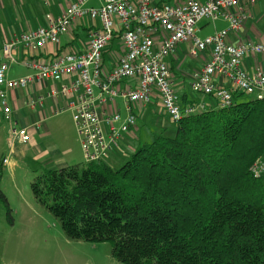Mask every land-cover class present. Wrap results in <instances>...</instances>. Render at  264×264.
I'll use <instances>...</instances> for the list:
<instances>
[{"label": "trees", "instance_id": "1", "mask_svg": "<svg viewBox=\"0 0 264 264\" xmlns=\"http://www.w3.org/2000/svg\"><path fill=\"white\" fill-rule=\"evenodd\" d=\"M174 125L115 169L43 168L34 200L67 238L109 242L124 264H264V177L248 171L264 153V97L238 93ZM0 202L12 223L1 188Z\"/></svg>", "mask_w": 264, "mask_h": 264}, {"label": "built area", "instance_id": "2", "mask_svg": "<svg viewBox=\"0 0 264 264\" xmlns=\"http://www.w3.org/2000/svg\"><path fill=\"white\" fill-rule=\"evenodd\" d=\"M89 1L70 0L64 13L47 16V26L23 31L3 43L0 115L9 125V154L15 144L30 143L31 129L39 125L20 123L19 111L42 110L47 101L61 102L55 113L70 112L85 163L108 164L121 152L123 135L136 127L133 105L149 104L154 90L163 113L174 123L207 108H228L238 93L264 97V69L242 67L245 57L264 56V41L229 42L230 34L249 17L246 7L259 0H97L98 8L85 7ZM93 18L98 26H89L84 50L61 48V38L70 28ZM204 18L221 19L227 27L199 38L196 26ZM115 40L120 47L114 58L107 47ZM180 45H187L189 56H207L188 85L196 95L210 97L214 105L203 100L182 104L168 63ZM49 46L54 48L50 51ZM18 49L22 55L16 57ZM8 62L32 73L10 78ZM35 82L39 92L32 94ZM1 161L8 164L9 158ZM248 171L256 179L264 177V153Z\"/></svg>", "mask_w": 264, "mask_h": 264}, {"label": "rangeland", "instance_id": "3", "mask_svg": "<svg viewBox=\"0 0 264 264\" xmlns=\"http://www.w3.org/2000/svg\"><path fill=\"white\" fill-rule=\"evenodd\" d=\"M47 2L50 3L51 0H47ZM99 6L100 4L97 0H90L85 5V7L95 8ZM44 7V4H41L43 11L46 9ZM43 11L41 12L42 15L44 14ZM84 21L92 28L97 27L96 18ZM78 23H80V20ZM196 27L199 29L196 35L199 38H204L212 35L215 31L226 28L227 22L221 19L213 22L204 18ZM230 35H233V33ZM186 46H178L173 53L177 56L178 63L183 64V67L181 66L180 68L181 70L179 69L176 72V79L179 82L183 81L182 75L184 76V73H186L185 77L188 78L187 74L193 72L194 68L197 69L199 60L202 59V55L198 57L189 56L185 52ZM119 47L120 44L115 40L109 44L107 49L115 58ZM74 50L76 49H66L65 51ZM14 56H16V53H14ZM107 58L108 56H106L108 61ZM1 60L3 59L2 50L0 49ZM9 65L8 76L10 78L17 79L32 73L29 68H25L20 64L9 63ZM37 87L39 85L35 82L34 88L37 89ZM185 91L191 97L197 96L191 91L189 85L185 87ZM204 99L210 105L214 103L210 97L205 96ZM145 107L143 111L150 113L149 120L143 122L136 120L139 131L135 133V137L120 140L119 142L123 149L127 148L126 154L131 152L130 148L133 147L134 143L137 146L139 142V147L144 143L151 142L158 134L151 122L152 120L157 118L163 122L161 116L156 115L158 109L157 101L151 98V103ZM24 113L29 114V110L24 109ZM49 114H51V111ZM168 120V118L164 119L167 127L162 133L165 136H173L175 125L174 122ZM8 126V123L1 118L0 161L2 157L7 156L9 160H15L16 165L10 163L1 165L0 188L7 198L8 206L11 210L12 223L8 221L5 206L0 202V264H124L112 256L109 242L76 241L67 238L61 229L59 221L33 198L30 183L43 168L53 162V165L57 167L86 164L70 112L51 114L42 121V124H39L33 130L31 129V131H36L42 136L45 135L42 139L36 138L40 148L45 153V157L41 160L35 159V155L31 150L27 151L23 158H18L13 153L9 154L6 142ZM138 137L139 139L137 140ZM117 157L108 163L114 169L119 167L124 155H118Z\"/></svg>", "mask_w": 264, "mask_h": 264}, {"label": "crops", "instance_id": "4", "mask_svg": "<svg viewBox=\"0 0 264 264\" xmlns=\"http://www.w3.org/2000/svg\"><path fill=\"white\" fill-rule=\"evenodd\" d=\"M69 3H70V0H51L50 3H48L47 0H0V49L2 48L3 43L12 39L13 37H16L23 31L34 29L40 26L42 27L47 26V22H48L47 16L57 17L61 15L66 10ZM41 4H44L45 6L44 8H46L44 9V11L41 9ZM42 11L44 12L43 15L41 14ZM246 11L249 17L246 20V22L242 25V27L237 32H235V34L233 33V35H230L229 37L230 43L237 44L241 41H246V40H254L258 42L264 41V0H259L253 5H248L246 7ZM89 26L90 25H87L86 22L83 23L82 21L80 23H76V25H74L72 28L68 30L66 35L62 36L61 48L62 49L74 48L76 49L74 51L84 50L86 48V41H87V34L89 31ZM96 26H98V24ZM53 48H54L53 46H49L48 50L51 51ZM41 52L44 53L45 51L42 50ZM185 52H186V49H185ZM15 53H16V57H18L19 55H22V52L20 49H18ZM105 58H106V55H105ZM206 59H207V56H202V59L199 60V63L196 68L198 69L206 61ZM168 63L174 72V86H175V90L177 94L179 95V97L185 96L189 100H193V101H201V100L206 101V99H204V97H201L200 95L191 97L185 91V87L188 86L189 84V80H190L189 77L192 74V72L187 74L188 78L185 77L186 73H184V76L182 75L183 81L179 82L176 79V72L181 68V66L183 67L182 63H178L177 56H175L174 54L171 55L170 58L168 59ZM242 67L247 71H253L256 67H262L264 69V56L263 55H254V56L251 55V56L245 57L242 61ZM193 70H196V69L194 68ZM36 92H39V90L34 89L31 93L34 94ZM21 94L23 93L21 92ZM152 99L157 101L158 109L156 111V115L161 116L163 122H161L160 119H157V118H155L151 122L154 125L155 130L158 133H162L163 131H165L167 127L166 126L167 123L164 122V119L168 117L165 116V114L163 113V110L161 109L158 103L159 99H158L157 92L155 90L152 93ZM61 105L62 104L60 101H57L56 104H51L50 102L47 101L42 110L29 111V114L28 113L25 114L24 109H22L19 111L18 121L24 124H30L32 122L37 121L39 122V124H42V121L47 119L51 114H59V113H55L54 110L58 109L57 107H61ZM133 106H134L133 110L137 118L136 120L142 121V122L145 120H149L150 113L143 111V109L146 108L145 106H142L139 103H136ZM50 111H51V114H49ZM153 115H154V112H153ZM0 119H1V115H0ZM138 131H139V127L136 124L135 129L124 134L121 140H126L127 138L135 137L136 135L135 133H137ZM31 133H32L31 142L28 143L27 146H21L19 144H15L14 149H13V154L18 156V158H23L24 154L27 153V151L31 150L33 151L35 155V159L37 158V160H41L42 158L45 157V153H43V150L40 148L39 142L36 140V138L42 139L45 137V135L42 136V134H39L36 131L35 132L31 131ZM138 139L139 137L137 138V140ZM139 144L140 143L138 142V145ZM138 145L136 146L134 143L133 147L130 148L131 152L129 154H126L127 148L125 147V149H123L122 145H120L121 152H119L118 154H115L111 158V160H113L118 155H124V157L122 158L120 162L121 164L125 159L128 158L129 155H131L137 149ZM134 148L135 150H133ZM9 163L16 165L15 160L14 161L9 160ZM53 163H51V165L47 166L46 168L60 169L63 167H67V166L57 167V166H54Z\"/></svg>", "mask_w": 264, "mask_h": 264}]
</instances>
